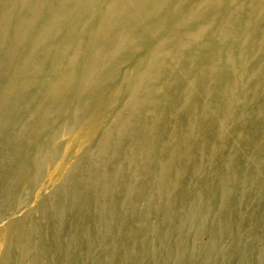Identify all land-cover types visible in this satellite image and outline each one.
Returning a JSON list of instances; mask_svg holds the SVG:
<instances>
[{"label":"bare ground","instance_id":"6f19581e","mask_svg":"<svg viewBox=\"0 0 264 264\" xmlns=\"http://www.w3.org/2000/svg\"><path fill=\"white\" fill-rule=\"evenodd\" d=\"M238 126L246 137L234 142ZM0 131V192L49 158L57 169L36 180L61 179L35 194L37 203L49 191L28 225H13L15 213L0 221V264L9 251L38 264V249L42 264H53L54 254L58 264H76L84 255L74 248L83 244L78 231L87 235L90 226L113 242L116 211L123 216L115 199L134 195L157 160L160 169L177 164L176 181L185 169L197 181L228 172L215 181L221 197L212 190L216 200L206 211L199 205L201 220L182 221L190 238L186 231L177 246L182 261L220 264L212 263L213 244H224L233 225L240 239L246 235V214L225 213L230 184L244 199L264 191V0H0ZM66 136L39 157L45 143ZM240 144L236 180L230 166L239 158L227 151ZM31 228L29 246V233L15 232ZM206 229L213 244L202 248L196 238ZM231 250L221 255L226 263Z\"/></svg>","mask_w":264,"mask_h":264},{"label":"rangeland","instance_id":"374dc122","mask_svg":"<svg viewBox=\"0 0 264 264\" xmlns=\"http://www.w3.org/2000/svg\"><path fill=\"white\" fill-rule=\"evenodd\" d=\"M112 109L113 107L111 110ZM58 131L59 129L56 130V132ZM234 131L236 134L237 132L239 133L237 134L238 136L234 138V142L239 139L241 141L246 137L242 134L245 133L242 127H235ZM0 134L3 133L0 131ZM75 136L77 140H81L80 137L78 138V135ZM68 139L69 137L66 136L60 138L58 143H55L56 141L53 140L45 143L41 152L42 155L39 157L42 159L54 150L57 151L59 144L68 141ZM241 145L242 144H240L239 147L235 145L236 148L234 147L227 151L229 152L232 150L234 155H238L239 158L231 161L232 164L230 167L232 168L231 173L234 179L238 178L242 173L240 169L244 161L241 160L240 163L238 162V160L243 159L241 158L243 156V153L240 151ZM78 152L79 151L75 152V156L80 159ZM161 152V157L167 153L164 151ZM250 152L251 149L245 153ZM174 153L177 154L178 152L175 151ZM55 157L56 155L54 158ZM52 162L53 159L51 158L45 161L40 160L31 171V175L21 177H15L13 175L9 178L7 188L5 186L0 192V221L8 220L9 214L13 215V213H15L17 219L14 221L13 225L22 220H24L27 225L30 223V217L35 214V211L41 206L40 204L45 201L42 199L47 196L49 191L46 195L41 196L37 203L35 202V194L39 191L44 194L45 191L43 192V189L45 187L54 189L60 185L61 179L50 185H47L48 179L46 178L43 181L36 180L39 174H45L49 171L50 167L52 170L57 169H55ZM154 162L155 164L151 163L150 167L143 171L138 182L136 181L134 195L131 194L127 200L122 199L121 195H118L115 199L116 210L122 209L123 216L116 211V220L113 219V228L115 231H113L114 235H112L113 237L116 236V239L113 242L108 239L109 235L104 237L105 234L103 230H97L93 226H90V232L87 235L84 234L85 230L78 231L80 237L78 241H83V244L79 243L81 247L74 248L79 252L81 251L84 255L83 258L76 260V264H190L187 261H182V257L177 249V246H184L185 241L190 238V227L189 229L187 228L188 225L183 227L181 223L184 219L190 218L187 217L190 214L193 215L194 218L201 220L200 217L204 212L199 205H205L206 211L207 205L212 204V202L216 200V197H221V194L218 193L220 188H217L215 181L217 180V176H228V172L221 173L219 170H216V173L209 181H206L204 177L197 181L190 178L193 176V173H188L187 169H185L176 181V178L173 179L175 171L172 170V168L177 164L173 163L172 165L170 164L167 169H160L159 160ZM217 162L218 161L213 164L218 166L219 163ZM153 176L154 179H152ZM213 186L214 188H212ZM230 186L232 195L223 200L225 213L232 214L233 218L240 217V213L246 214L241 224V233L246 232V235L240 239V230L238 233V229L236 230V226L233 225L230 231H228L229 236L226 241L220 246L213 244L211 230L206 229L198 234L196 238L197 245L202 248H208L213 244L217 248L216 251H218V256L215 255V259L212 263L217 259L218 261L222 259L221 263L223 264H264V191L260 190L252 198L249 197L248 194L244 199L239 197L240 192L243 191L241 186L236 183H231ZM212 190L215 193V198H212L211 195L208 196L209 192L213 193ZM3 191L4 193L2 194ZM122 206H124V208H121ZM137 209L140 212V218L135 215ZM245 210H247V212ZM68 215H70L69 212L67 213V216ZM132 215H135V217L130 218ZM127 217L130 221V225L126 224L122 227V224L127 221ZM65 218L66 217L63 218L62 215L61 223ZM163 218L171 223V231L169 233L162 230ZM157 226H159L158 229ZM31 229L32 232H30L29 229H18V231L15 232L19 237L23 236L25 232L26 234L29 233V246L33 244L30 242L33 238V228ZM186 231H188V233L184 241L182 236ZM48 235L52 238V233H48ZM237 236L239 237L238 239H236ZM75 237H78L77 233H75ZM23 243H25V247H29L25 241H23ZM230 249L233 250H231L230 258H227L228 261L226 263V260H224L221 255ZM9 252L11 258L9 262L7 258H5V264H30L28 262L30 257L27 254L22 255V259L21 256H14L16 252ZM42 254L43 250L39 249L35 253V260L38 264H42V260H39ZM13 256L16 259H14V262L12 260ZM60 258V255L54 254L51 258L53 260L52 263L58 264Z\"/></svg>","mask_w":264,"mask_h":264}]
</instances>
